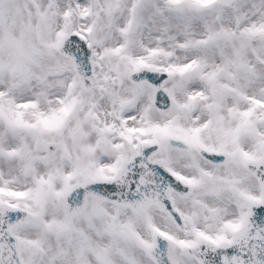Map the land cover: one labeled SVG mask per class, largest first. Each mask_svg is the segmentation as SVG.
Returning a JSON list of instances; mask_svg holds the SVG:
<instances>
[{
  "label": "snow or ice",
  "instance_id": "1",
  "mask_svg": "<svg viewBox=\"0 0 264 264\" xmlns=\"http://www.w3.org/2000/svg\"><path fill=\"white\" fill-rule=\"evenodd\" d=\"M0 264H264V0H0Z\"/></svg>",
  "mask_w": 264,
  "mask_h": 264
}]
</instances>
